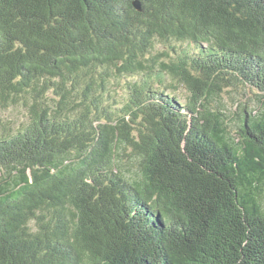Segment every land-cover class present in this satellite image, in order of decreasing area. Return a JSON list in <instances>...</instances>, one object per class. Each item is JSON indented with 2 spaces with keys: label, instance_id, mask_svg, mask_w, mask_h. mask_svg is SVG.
Returning <instances> with one entry per match:
<instances>
[{
  "label": "trees",
  "instance_id": "obj_1",
  "mask_svg": "<svg viewBox=\"0 0 264 264\" xmlns=\"http://www.w3.org/2000/svg\"><path fill=\"white\" fill-rule=\"evenodd\" d=\"M18 106L0 264H264V0H0Z\"/></svg>",
  "mask_w": 264,
  "mask_h": 264
},
{
  "label": "rangeland",
  "instance_id": "obj_2",
  "mask_svg": "<svg viewBox=\"0 0 264 264\" xmlns=\"http://www.w3.org/2000/svg\"><path fill=\"white\" fill-rule=\"evenodd\" d=\"M130 80V78L128 79ZM127 80L126 79H121L115 82H112L111 84V90L112 93H118L119 95H125V88L124 85L126 84ZM251 98L253 97L251 94L252 92L248 93ZM178 96H185L183 89H179L177 92ZM223 101L227 109L231 110L233 109V103L230 101V95L229 94H224L223 95ZM250 99V97H249ZM25 110L23 109L22 106L18 107H8L6 110H0V122L9 124L12 127H18L20 126L23 122L26 121L25 119ZM230 127L232 129V134L234 133L233 130H235L234 124L231 125Z\"/></svg>",
  "mask_w": 264,
  "mask_h": 264
},
{
  "label": "water",
  "instance_id": "obj_3",
  "mask_svg": "<svg viewBox=\"0 0 264 264\" xmlns=\"http://www.w3.org/2000/svg\"><path fill=\"white\" fill-rule=\"evenodd\" d=\"M137 8L139 9V7L137 6Z\"/></svg>",
  "mask_w": 264,
  "mask_h": 264
}]
</instances>
